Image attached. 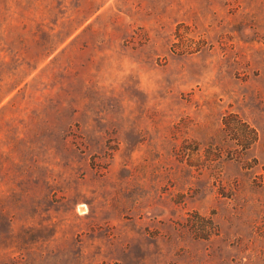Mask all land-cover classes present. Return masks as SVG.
<instances>
[{
    "label": "rangeland",
    "instance_id": "374dc122",
    "mask_svg": "<svg viewBox=\"0 0 264 264\" xmlns=\"http://www.w3.org/2000/svg\"><path fill=\"white\" fill-rule=\"evenodd\" d=\"M0 264H264V0H0Z\"/></svg>",
    "mask_w": 264,
    "mask_h": 264
}]
</instances>
